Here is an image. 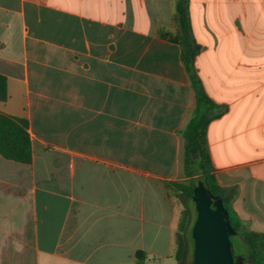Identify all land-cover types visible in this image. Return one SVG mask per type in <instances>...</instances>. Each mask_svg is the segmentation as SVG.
Wrapping results in <instances>:
<instances>
[{
    "label": "crops",
    "instance_id": "1",
    "mask_svg": "<svg viewBox=\"0 0 264 264\" xmlns=\"http://www.w3.org/2000/svg\"><path fill=\"white\" fill-rule=\"evenodd\" d=\"M188 9L215 181L264 237V0ZM174 16L175 0H0V113L32 147L0 156V264H179L198 94Z\"/></svg>",
    "mask_w": 264,
    "mask_h": 264
},
{
    "label": "trees",
    "instance_id": "2",
    "mask_svg": "<svg viewBox=\"0 0 264 264\" xmlns=\"http://www.w3.org/2000/svg\"><path fill=\"white\" fill-rule=\"evenodd\" d=\"M189 0H175V23L178 28L181 59L189 73L193 86L197 89V106L182 130L185 139L182 164L189 184H175V192L183 205V214L177 233V250L175 259L179 264H185L187 258L186 240L196 218L193 197L195 188L201 183L207 193L221 202V207L232 231L239 235L246 247L242 259H248L250 264H264V237L242 231L238 217L230 205V197L221 190L215 181L213 167L207 147L206 130L213 110L206 95L199 87L194 73V58L197 46L192 37L189 21ZM7 100L6 79L0 75V102ZM0 156L5 160L21 164L32 161L31 139L28 133V122L25 119L14 118L0 113Z\"/></svg>",
    "mask_w": 264,
    "mask_h": 264
},
{
    "label": "water",
    "instance_id": "3",
    "mask_svg": "<svg viewBox=\"0 0 264 264\" xmlns=\"http://www.w3.org/2000/svg\"><path fill=\"white\" fill-rule=\"evenodd\" d=\"M196 213L191 228L193 254L190 264H241L242 256H234L230 237L231 230L221 202L210 196L198 183L193 197Z\"/></svg>",
    "mask_w": 264,
    "mask_h": 264
},
{
    "label": "rangeland",
    "instance_id": "4",
    "mask_svg": "<svg viewBox=\"0 0 264 264\" xmlns=\"http://www.w3.org/2000/svg\"><path fill=\"white\" fill-rule=\"evenodd\" d=\"M189 180L185 182L184 185H188ZM231 240V249L234 256H243L246 253V247L242 240L240 239L239 235H234L230 237ZM186 247H187V258L185 261V264H190L192 260V254H193V241L191 239L190 233H188V237L186 240ZM241 264H250L248 259H243Z\"/></svg>",
    "mask_w": 264,
    "mask_h": 264
}]
</instances>
